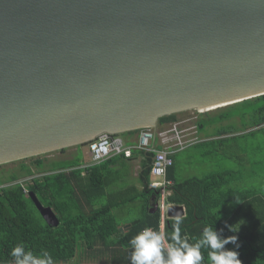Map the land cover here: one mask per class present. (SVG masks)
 Returning a JSON list of instances; mask_svg holds the SVG:
<instances>
[{
  "label": "water",
  "instance_id": "water-1",
  "mask_svg": "<svg viewBox=\"0 0 264 264\" xmlns=\"http://www.w3.org/2000/svg\"><path fill=\"white\" fill-rule=\"evenodd\" d=\"M260 95L264 0H0V165Z\"/></svg>",
  "mask_w": 264,
  "mask_h": 264
},
{
  "label": "trees",
  "instance_id": "trees-1",
  "mask_svg": "<svg viewBox=\"0 0 264 264\" xmlns=\"http://www.w3.org/2000/svg\"><path fill=\"white\" fill-rule=\"evenodd\" d=\"M234 107L239 110L229 112ZM226 108L228 110L219 116V122L238 117L243 129L229 125L218 129L219 136L246 131L247 136L259 135L264 143V95ZM178 117L179 113L162 116L158 126L174 123ZM205 127L206 124L200 122L199 131ZM139 131H127L118 136ZM139 151L135 149L133 153ZM261 152L258 162L264 161V151ZM144 154L141 191L128 188L109 192L106 184H99L100 178L108 182L110 175L102 169L110 162L82 168L80 158L76 157L53 162L48 169L44 167L43 159L32 157L36 173L27 159L16 161L20 163L19 171L0 177L1 183H14L0 188V264H15L10 251L16 244H22L25 252L31 251L41 257L45 253L51 255L54 264H69L76 259L77 264H131L130 240L137 233L152 228L162 237L161 199L159 192L149 187L154 153ZM173 158L174 164L167 173L169 179L176 168L175 154ZM254 172V175L264 176V169ZM20 177L28 180L18 182ZM170 188L168 202L183 205L185 215L166 219L164 235L169 246L163 240L165 256L170 249L180 248L184 243L190 246L201 243V264H211V249L202 243L204 228L215 225L220 229L225 221L228 224L239 221L242 224L238 233L242 243L240 259L243 264H264V189L250 186L243 178L235 176L234 171L227 175L221 172L174 180ZM30 192H34L43 205L54 210L60 221L57 226L43 219L29 196ZM128 193L131 196L126 198ZM153 196L156 197L154 201ZM127 224L131 226L125 228ZM176 227L179 228L178 237ZM233 234L224 229L225 236ZM225 247L232 248L233 245Z\"/></svg>",
  "mask_w": 264,
  "mask_h": 264
},
{
  "label": "rangeland",
  "instance_id": "rangeland-1",
  "mask_svg": "<svg viewBox=\"0 0 264 264\" xmlns=\"http://www.w3.org/2000/svg\"><path fill=\"white\" fill-rule=\"evenodd\" d=\"M220 107L210 111L200 112L198 110H187L179 112L178 123L179 128L184 130L186 138L193 144L186 145L181 151L175 154L176 175L178 180L188 177L198 176L204 177L212 173L225 172L226 175L230 171H234L235 176L243 178L250 186L256 189H264V176L260 174L254 175V171L264 169V161L261 160V150L264 151L263 140L259 135L255 137L247 136L245 132L240 131L234 134L220 135L218 129L227 128L233 125L238 130L243 129L242 121L238 118L224 119L219 122V116L228 109ZM229 112L238 111V107L229 109ZM200 122H204L206 127L203 131H199ZM174 123L158 126L159 129L170 128ZM162 127V128H161ZM251 130V129H249ZM247 130V131H249ZM123 137V135L121 136ZM131 142H136L132 140ZM89 143V142H88ZM88 143L80 146H70L60 150H54L48 153L40 154L39 157L44 160V167L51 168L53 162L70 160L75 156L80 158L82 163H90L91 155L89 154ZM133 143V144H134ZM32 158V157H30ZM27 158V163L36 171V167L31 163L33 160ZM125 171L126 167L116 166ZM20 169L19 162H9L0 165V177H6L10 173L18 172ZM113 169V168H112ZM107 173L112 177L114 173L109 169ZM254 177L251 178V176ZM28 180V178L20 177L19 182ZM139 177H132L128 184L138 185ZM77 259L69 264H77Z\"/></svg>",
  "mask_w": 264,
  "mask_h": 264
},
{
  "label": "clouds",
  "instance_id": "clouds-1",
  "mask_svg": "<svg viewBox=\"0 0 264 264\" xmlns=\"http://www.w3.org/2000/svg\"><path fill=\"white\" fill-rule=\"evenodd\" d=\"M237 203H240L236 201ZM235 224L224 223V227L217 229L215 225L207 226L203 231V241L210 249L211 264H243L240 259L239 249L242 243L239 241L238 233L242 224L237 228ZM233 235H224V229ZM177 237L179 228H175ZM132 252L130 256L131 264H201L203 257L201 253V243L189 245L184 243L180 248H172L167 256L164 254L163 239L158 232L150 228L137 233L131 240ZM233 245L226 248V245ZM10 255L15 258V264H54L53 257L45 253L44 257L25 252L22 244H16L10 251Z\"/></svg>",
  "mask_w": 264,
  "mask_h": 264
},
{
  "label": "built area",
  "instance_id": "built-area-1",
  "mask_svg": "<svg viewBox=\"0 0 264 264\" xmlns=\"http://www.w3.org/2000/svg\"><path fill=\"white\" fill-rule=\"evenodd\" d=\"M157 138L161 140V148L156 145ZM185 138L184 130L179 128L178 123H174L171 128L159 132L153 127L140 129L138 141L135 144L127 143L121 136L102 133L89 141L88 146L94 163L106 161L117 155L130 158L135 149L154 153L150 171L149 187L159 192L163 209V222L161 228L164 230L166 219H168L167 209L170 204L167 202V198L172 192L170 187L173 184V182L167 177V173L168 169L174 164L173 155L176 150L183 149L189 144L188 142L190 141ZM12 184L14 183L0 182V188ZM150 229L154 232H158L155 229ZM162 238L164 239L163 233Z\"/></svg>",
  "mask_w": 264,
  "mask_h": 264
},
{
  "label": "crops",
  "instance_id": "crops-1",
  "mask_svg": "<svg viewBox=\"0 0 264 264\" xmlns=\"http://www.w3.org/2000/svg\"><path fill=\"white\" fill-rule=\"evenodd\" d=\"M165 129H169V128H165ZM161 130L162 129H159V127H158L157 131L159 132ZM139 133H140V131L130 133V134H125V135H123L122 138L127 143L133 144L134 142H131V141L134 140L137 142L138 137H139ZM185 136H186V134H185ZM193 143L194 142H191L187 145H190ZM156 145L159 148L162 147L161 140L159 138H157ZM77 146H79V145H77ZM179 151H181V150H176V152L174 154H176ZM89 154H90V152H89ZM74 158H76V156ZM110 159H108L109 161L106 160V161H103L100 163H94L92 161V158H91L90 163H82L81 162V167L85 168L86 166H90V165H100L101 166V165L106 164L107 162H110L106 168L102 169V171L106 173L110 169L114 173V175H112V177H109L108 182H107V180H103V178L99 179V184H101V185L106 184L107 185L106 190H108L109 192H112V191H118V190H123V189L125 190L128 188H130V189L134 188V191H141L143 189V184H142L141 180H140V183L138 185L128 184V181H131L132 177H139V179H140V172H141L142 166L146 160V156H145L144 152L139 151V152L133 153L132 157H130V158H126L124 156L117 155V156H114L113 159H111V160ZM70 160H72V159H70ZM116 166H123V167H126V169H125V171H122V168H116L114 170V167H116ZM170 180L172 182H174V180H178L175 169L172 171V177L170 178ZM125 196H126V198H128L129 196H131V194L128 193V194H125ZM155 198L156 197L153 196L152 200L154 201ZM167 202H168V200H167ZM164 230H165V228H164ZM164 230H162L163 234H164ZM163 240L166 242L167 246H169V243L165 239V235H164Z\"/></svg>",
  "mask_w": 264,
  "mask_h": 264
}]
</instances>
